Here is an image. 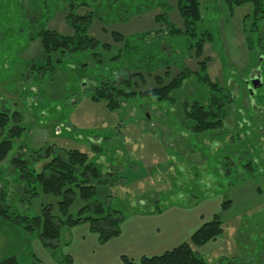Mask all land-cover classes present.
Returning <instances> with one entry per match:
<instances>
[{"label":"rangeland","instance_id":"rangeland-1","mask_svg":"<svg viewBox=\"0 0 264 264\" xmlns=\"http://www.w3.org/2000/svg\"><path fill=\"white\" fill-rule=\"evenodd\" d=\"M19 1L22 2L0 0V111L20 113V124L26 128L22 138L14 141L13 149L0 163V204L10 205V212L31 215L38 213L42 204L53 203L55 207L57 199L50 195L40 193L31 201L22 197L26 191L19 185V174L24 170L14 168L12 163L17 156L33 162L34 150L50 145H54L55 150L59 147L80 149L104 170L112 165L119 167L122 179L111 191L105 188L110 197L105 195L100 199L126 217L140 211L144 203L155 207L154 198L159 200L160 207L207 197L212 202L231 199L236 191L229 190L231 182L234 185L252 179L248 176V163L257 172L253 177L256 183L264 185V43L261 46L258 32L251 34L249 28L245 29L246 23H251L249 18L244 19L252 12L251 3L231 9L226 0H200L203 26L210 29L213 39L205 44L199 60L210 57V76L233 90V102L222 128L195 133L184 128L176 108L169 102L137 97L111 110L105 100L91 99V85L99 82L88 84L87 80L94 75L112 78L114 74L128 72L130 59L127 58L130 57L112 58L116 48L122 45L113 41L112 31L134 37L156 29L159 31L154 34L166 36L161 41L164 51L171 50L169 45L186 51L184 40L188 42V36L171 39L165 24L156 21V16L165 12L170 22L183 28L177 0H167L165 6L164 0H148V3L135 0L137 11H133L128 0H90L92 6L79 12L93 10L98 15L91 33L102 43H109L112 49L103 53V63L94 61L86 70L78 68L83 60L81 57L66 56L55 71H50L49 66L40 67L48 62L43 60L40 39H32L35 30L46 20L41 8L34 5L40 0H25L26 7H20ZM48 1L52 13L48 16V26L64 34L71 33L62 4L58 0ZM260 31L264 32V28ZM175 49L172 53L177 64L171 65L170 75L179 71L181 63L177 56L180 52ZM159 57L155 52V57L144 58V68L155 65ZM197 61L194 51L182 58L192 70L197 69ZM152 71L144 73L145 84L138 81L139 90L155 87L154 77L164 76L165 68ZM251 74L260 75V84L249 89L246 81ZM164 79L169 81V77L164 76ZM195 79L192 76L176 92L180 100L198 96L199 90L192 83ZM97 145L103 150L98 152ZM3 189L7 192L5 201L1 196ZM260 197H264V193ZM81 204L76 198L73 214ZM240 205L235 202L225 211L222 236L199 247V254L207 262L264 264V204L244 212ZM54 212L59 215L56 207ZM83 227L64 228L59 246L44 248L36 231L27 232L18 225L1 222L0 260L16 255L19 264H70L66 258L69 255L66 242H71ZM77 264H82L79 257Z\"/></svg>","mask_w":264,"mask_h":264},{"label":"trees","instance_id":"trees-1","mask_svg":"<svg viewBox=\"0 0 264 264\" xmlns=\"http://www.w3.org/2000/svg\"><path fill=\"white\" fill-rule=\"evenodd\" d=\"M58 1L67 12L66 21L72 29L69 34L61 33L48 26V16L52 14L51 10L48 9V6L51 7L48 0H40L38 4H34L41 8V14L44 13L46 19L32 36V39H40L43 60L48 62V64H40V67L49 66L50 71H55V67L62 63L66 56L81 57L83 60L78 63V68L81 70L88 69L94 61L103 63V53L109 52L112 46L106 42L102 43L91 33V27L98 15L93 10H87L84 13L79 12L84 7L87 9L88 6H92L90 0ZM25 2L27 1L24 0L23 2L22 0L18 4L20 7H26L28 3ZM146 2L149 1L146 0ZM128 3L133 11H137L138 6L134 4L136 3L135 0H128ZM166 3L167 0H164L162 4L165 6ZM226 3L231 9L246 3L252 4V12L244 17L245 20L247 18L251 20V23H246L245 29L249 28L251 34L258 32V40L262 46L264 32H261L260 29L264 28V0H226ZM176 6L183 19V28L170 22L165 12L157 15L156 21L165 24L169 29L171 39L172 37L188 36L189 41L184 40L186 51L182 48V50L175 49L172 45H169L171 48L169 52L164 51L161 41L166 36L159 37L158 34H154L155 31H159L156 29L138 33L134 37L112 31L113 41L122 44L116 48L112 58L119 60L130 57L127 58L130 59V68L126 74H114L112 78L105 76L99 78V75L88 77L90 83L96 80L99 82L91 85L90 97L94 101L105 100L111 110L119 109L125 102L137 97H151L158 101H166L173 108H176L178 118L182 119L185 129L195 133L215 131L224 126L225 118L229 114L230 105L233 102V90L210 76L208 72L210 57L206 56L199 60L204 54L205 44L213 39L210 29L203 26L204 12L200 0H177ZM251 36H249L250 40ZM172 49L180 52L177 56L181 59L180 66H178L179 71L174 75H170V67L175 63ZM189 51H194V56L198 60L196 70H192L182 62L184 54ZM155 52L160 54L158 61L155 65L144 68L143 59L147 56L155 57ZM169 59L170 62L167 61ZM84 62L89 64L85 68L83 67ZM159 67L165 68L164 76L169 77V81L166 82L164 76L156 75L154 77L155 87L139 90L137 88L138 81L141 85L145 84L144 73L151 74L152 69ZM192 76L196 78L192 83L199 90V94L193 99L186 97L180 100L176 92ZM82 78H86V76L82 75ZM20 121V113L0 111V163L7 158L13 149L14 141H18L23 136L26 128L20 124ZM96 147L98 152L103 150L100 145ZM32 160L33 162L29 158L25 159L21 156L12 159L14 168L24 170L19 174V185L24 186L26 191L22 197L31 201L37 198L40 193L50 195L57 199L55 207L59 215L55 214L53 203L42 204L40 211L31 215L25 212H10V205L3 203L0 204V215H3L0 217V221L3 224L12 223L25 228L27 232L36 231L37 239L44 248L59 246L63 229L81 224L89 225L90 231L98 236L100 244H105L120 234L121 224L126 215L102 201L98 196L99 187L107 186L111 189L118 185V180L122 179L119 167L112 165L110 169L104 170L96 162L89 160L88 153L77 148L59 147L58 150H55L54 145L34 150ZM40 162L42 163L37 166ZM247 165L248 176L255 177L257 175L256 170L251 163ZM229 185H233V183L231 182ZM6 194L7 192L3 189L1 192L3 201L6 200ZM110 196L111 194L108 195V197ZM76 198H79L82 204L77 213L73 214L71 210ZM152 201L155 207L152 208L144 203L141 210L151 213L161 212L164 207L159 206V200L154 198ZM231 204V199H223L220 207L221 212L216 213L210 221L204 222L187 241L161 254L143 255L138 260L128 255H122L123 264H211L199 254L198 248L222 236L224 229L221 214L228 210ZM26 207L29 208V204ZM66 258L67 262L72 261L69 255H66ZM0 264H19V262L17 256L12 255L0 260Z\"/></svg>","mask_w":264,"mask_h":264},{"label":"crops","instance_id":"crops-1","mask_svg":"<svg viewBox=\"0 0 264 264\" xmlns=\"http://www.w3.org/2000/svg\"><path fill=\"white\" fill-rule=\"evenodd\" d=\"M254 179L229 185V190H236L231 198L232 207L235 202L241 203L240 208L244 212L264 204V197H260L264 193V185L256 183ZM106 187L98 188L99 198L109 195L106 190L110 188L105 189ZM207 198L167 205L157 213L144 210L134 212L122 222L120 234L105 244L99 243L98 236L90 231L88 224L74 226L73 228L84 227L71 238V242H66L67 254L73 258L70 264H77L78 257L82 264H123L122 255L138 260L143 255L161 254L170 250L187 241L204 222L221 212L224 198L213 202L211 198ZM224 213L225 211L221 214L222 220L227 216ZM198 251L200 252L199 248Z\"/></svg>","mask_w":264,"mask_h":264},{"label":"flooded vegetation","instance_id":"flooded-vegetation-1","mask_svg":"<svg viewBox=\"0 0 264 264\" xmlns=\"http://www.w3.org/2000/svg\"><path fill=\"white\" fill-rule=\"evenodd\" d=\"M87 65H89V64H86L85 66H87ZM84 65H83V67H85ZM256 75H258V76H260L259 74H256ZM255 74H251V76L247 79V81H246V84H247V88H249L250 89V87L249 86H251V87H253L252 86V80H253V78L256 76ZM87 78V77H86ZM87 80H88V84H90V80L87 78ZM84 82H87L86 81V79H84Z\"/></svg>","mask_w":264,"mask_h":264},{"label":"water","instance_id":"water-1","mask_svg":"<svg viewBox=\"0 0 264 264\" xmlns=\"http://www.w3.org/2000/svg\"><path fill=\"white\" fill-rule=\"evenodd\" d=\"M260 84V77L258 75H256L253 80H252V86H257ZM250 89L252 88L251 86H249Z\"/></svg>","mask_w":264,"mask_h":264}]
</instances>
